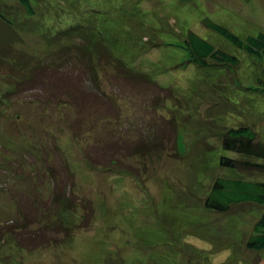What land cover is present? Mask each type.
I'll return each mask as SVG.
<instances>
[{"label": "rangeland", "instance_id": "rangeland-1", "mask_svg": "<svg viewBox=\"0 0 264 264\" xmlns=\"http://www.w3.org/2000/svg\"><path fill=\"white\" fill-rule=\"evenodd\" d=\"M31 1H0V264L261 263L263 207L204 198L225 128L264 141V58L202 21L257 36L264 0ZM191 30L240 65L186 62Z\"/></svg>", "mask_w": 264, "mask_h": 264}, {"label": "trees", "instance_id": "trees-1", "mask_svg": "<svg viewBox=\"0 0 264 264\" xmlns=\"http://www.w3.org/2000/svg\"><path fill=\"white\" fill-rule=\"evenodd\" d=\"M17 1L25 8L26 14L34 15L36 13L35 5L31 0ZM202 23L206 28L226 37L238 48L247 53L264 58L263 32H260L257 36H248L247 39H242L226 26L217 23L208 17L205 18ZM85 42L89 46L88 40ZM185 42L186 48L190 53V57L186 61L188 63L192 62L201 67L214 64L232 66L240 65V59L237 56L216 48L211 42L202 38L195 31L191 30L189 32ZM92 46L93 51H91V53L94 52L99 55L103 54L99 44L95 46L94 43ZM220 135L221 148L229 153L228 155L223 154L220 157L219 166L220 168L233 169L236 172L227 176H216L204 198V204L207 209L218 213H226L235 205L256 204L262 206L263 210L246 245L253 251L263 250L264 179L248 178L245 177L244 174L264 173V141L260 139L258 132L250 126L225 128ZM154 146H156V144H154ZM154 146L152 148L156 151L160 148H154ZM259 264H264V260Z\"/></svg>", "mask_w": 264, "mask_h": 264}]
</instances>
